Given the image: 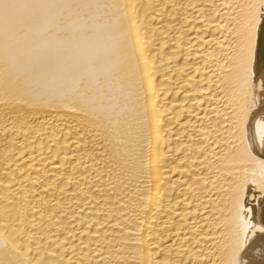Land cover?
<instances>
[{
	"label": "bare ground",
	"instance_id": "1",
	"mask_svg": "<svg viewBox=\"0 0 264 264\" xmlns=\"http://www.w3.org/2000/svg\"><path fill=\"white\" fill-rule=\"evenodd\" d=\"M0 264H264V0H0Z\"/></svg>",
	"mask_w": 264,
	"mask_h": 264
}]
</instances>
